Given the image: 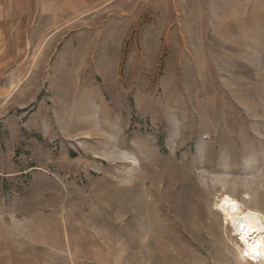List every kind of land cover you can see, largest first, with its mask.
<instances>
[{"label": "rangeland", "instance_id": "1", "mask_svg": "<svg viewBox=\"0 0 264 264\" xmlns=\"http://www.w3.org/2000/svg\"><path fill=\"white\" fill-rule=\"evenodd\" d=\"M29 1L0 0V264H261L219 198L264 215V0Z\"/></svg>", "mask_w": 264, "mask_h": 264}, {"label": "bare ground", "instance_id": "2", "mask_svg": "<svg viewBox=\"0 0 264 264\" xmlns=\"http://www.w3.org/2000/svg\"><path fill=\"white\" fill-rule=\"evenodd\" d=\"M221 194L218 196L220 197ZM228 198V201L225 198ZM219 205L224 211V219L229 222L231 231L236 235L237 242L242 246V257H247L253 262H259L264 264V254H261L258 258H253L251 255L246 256L245 252H248L252 245L258 241H264V215L258 210L247 206L245 203L252 201L251 195L248 193L244 195V201L235 202L229 195L225 194L219 198ZM232 202L238 205V210H234ZM247 214H251L248 219H244ZM248 225L245 228L243 235H241V229L237 227V224ZM240 247V246H239ZM264 253V250H262Z\"/></svg>", "mask_w": 264, "mask_h": 264}, {"label": "snow or ice", "instance_id": "3", "mask_svg": "<svg viewBox=\"0 0 264 264\" xmlns=\"http://www.w3.org/2000/svg\"><path fill=\"white\" fill-rule=\"evenodd\" d=\"M226 201H228V198H225ZM232 207L234 210H238V205L235 204V202H232ZM251 214H247L244 219H248ZM237 227L241 229V235H243L245 228L248 227V225L240 223L237 224ZM262 250H264V241H258L254 243L251 247V249L248 252H245L246 256L251 255L253 258H258L262 253Z\"/></svg>", "mask_w": 264, "mask_h": 264}, {"label": "crops", "instance_id": "4", "mask_svg": "<svg viewBox=\"0 0 264 264\" xmlns=\"http://www.w3.org/2000/svg\"><path fill=\"white\" fill-rule=\"evenodd\" d=\"M32 0H30L29 2H31ZM13 2L16 4V3H19L20 2V0H13ZM35 2H38V7H37V10H36V13L39 11V10H41V8H43L44 7V4L46 3V0H35ZM16 6V5H15ZM14 6V7H15ZM19 11V10H18ZM22 12V10L20 9V11H19V13H21ZM23 13H32V10H25L24 9V12Z\"/></svg>", "mask_w": 264, "mask_h": 264}]
</instances>
